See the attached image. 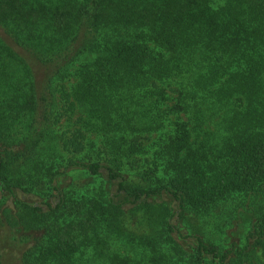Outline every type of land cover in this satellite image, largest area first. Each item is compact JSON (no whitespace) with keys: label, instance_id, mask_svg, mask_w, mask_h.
<instances>
[{"label":"trees","instance_id":"1","mask_svg":"<svg viewBox=\"0 0 264 264\" xmlns=\"http://www.w3.org/2000/svg\"><path fill=\"white\" fill-rule=\"evenodd\" d=\"M0 228V264H264V0H0Z\"/></svg>","mask_w":264,"mask_h":264},{"label":"rangeland","instance_id":"2","mask_svg":"<svg viewBox=\"0 0 264 264\" xmlns=\"http://www.w3.org/2000/svg\"><path fill=\"white\" fill-rule=\"evenodd\" d=\"M26 199H28V200H30V201H38L40 198L39 197H37L36 195H33V194H26L25 196H24ZM8 203H12L11 202V198H8L7 199V204ZM6 233H4L2 230H1V228H0V241H6ZM2 239V240H1ZM24 245V244H23ZM16 246H17V249L15 248L14 250H12L11 249V247H10V250H12L11 252H9V249H8V247L9 246H7V247H5V246H3L6 250H8V253L6 252L4 255H3V264H13V261L14 260H16V257H17V251H19V249L20 248H22V245L21 244H19V246H18V244H16ZM14 247H15V245H14ZM4 249V250H5Z\"/></svg>","mask_w":264,"mask_h":264}]
</instances>
